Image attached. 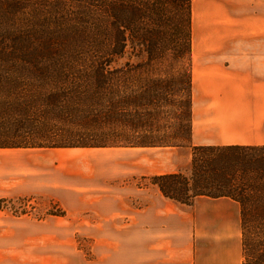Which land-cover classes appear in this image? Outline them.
I'll return each instance as SVG.
<instances>
[{
	"label": "trees",
	"instance_id": "1",
	"mask_svg": "<svg viewBox=\"0 0 264 264\" xmlns=\"http://www.w3.org/2000/svg\"><path fill=\"white\" fill-rule=\"evenodd\" d=\"M7 1L23 9L22 0H0V15ZM191 2L37 0L44 9L31 30H0V67L12 62L24 73L0 76V149L189 145L190 68L158 76L154 64L163 42L172 63L190 62ZM128 45L146 60L123 71L117 61ZM151 181L183 205L197 197L237 203L242 264H264V145L194 146L188 176Z\"/></svg>",
	"mask_w": 264,
	"mask_h": 264
},
{
	"label": "crops",
	"instance_id": "2",
	"mask_svg": "<svg viewBox=\"0 0 264 264\" xmlns=\"http://www.w3.org/2000/svg\"><path fill=\"white\" fill-rule=\"evenodd\" d=\"M233 15L241 22L242 4L230 8L223 0H195L193 147L264 145V13L231 30ZM56 150L0 149V199L32 193L60 199L58 180L51 186L42 182L59 175ZM130 166L129 172L140 173L139 159ZM145 167L141 175L175 173ZM9 171L25 185L3 187ZM98 194L99 206L91 202L89 208L100 210L99 264H242L239 206L230 199L197 197L187 206L165 198L156 186ZM3 222L0 264H60L58 233ZM203 224L209 243L201 241Z\"/></svg>",
	"mask_w": 264,
	"mask_h": 264
},
{
	"label": "rangeland",
	"instance_id": "3",
	"mask_svg": "<svg viewBox=\"0 0 264 264\" xmlns=\"http://www.w3.org/2000/svg\"><path fill=\"white\" fill-rule=\"evenodd\" d=\"M223 1L230 8L239 7L241 4L243 7L241 22H237V17L234 15L230 19L231 24H228V27L231 30L240 24L248 25V19L252 14H257L259 11L261 14L264 13V0ZM36 2L37 0H22L23 9H21L19 5L15 8L11 7L13 2L7 1L6 14L0 15V30H8L11 27L31 30L38 16H42L39 13L44 9H40V6ZM191 12L190 62L187 63L184 59L172 63L171 53L164 49L168 42H165V44L163 42L160 47L163 49L161 50V60L154 64L158 70V76L176 75V72L181 69L185 71L187 68H190L191 76H193L195 59L192 56V43L195 41L196 29L194 17L195 0L191 2ZM160 30L168 40L166 28L161 27ZM243 39L245 40V37ZM135 55L131 45H128L122 58L117 61V64L125 71L127 69L125 65L129 63L136 65L146 60V55L140 57H136ZM224 58H226V55H224ZM23 74V72L16 70L12 62L5 63L0 67V76H24ZM63 76H75V74L64 73ZM191 147L193 146H191L190 141L189 145L177 147L179 148L177 150H141V148H103L100 150L57 149L54 152L59 153V175L56 177L54 172L53 178H45L42 182L51 186L52 181L56 184L58 180L60 199L42 193L13 195L1 198L0 227L3 228V221L13 223L23 222L31 224V228L37 233H58L60 264H99V241L97 238L99 236L100 210L89 208L91 202H96L99 206L100 195L98 193L104 189L130 190L132 188H151L153 186L151 181L152 175H141L146 168L145 166L154 168L156 173L178 172L188 176ZM54 157H57L56 154ZM134 159L140 160V173H136V175L129 172L131 170V162ZM12 175L14 173L9 171L8 175H6L7 177L3 180V187L13 188L25 185L21 181H18L17 177H11ZM29 185L33 186L34 183H30ZM91 191H93V194H90ZM200 227L203 230V232L200 231L203 236L201 241L209 243L210 237L207 232V225L203 224Z\"/></svg>",
	"mask_w": 264,
	"mask_h": 264
},
{
	"label": "bare ground",
	"instance_id": "4",
	"mask_svg": "<svg viewBox=\"0 0 264 264\" xmlns=\"http://www.w3.org/2000/svg\"><path fill=\"white\" fill-rule=\"evenodd\" d=\"M195 74V73H194Z\"/></svg>",
	"mask_w": 264,
	"mask_h": 264
}]
</instances>
